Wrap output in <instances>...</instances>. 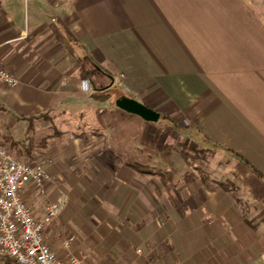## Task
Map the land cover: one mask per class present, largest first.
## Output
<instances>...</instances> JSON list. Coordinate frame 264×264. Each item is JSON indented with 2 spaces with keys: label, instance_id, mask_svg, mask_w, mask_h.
Segmentation results:
<instances>
[{
  "label": "crops",
  "instance_id": "crops-1",
  "mask_svg": "<svg viewBox=\"0 0 264 264\" xmlns=\"http://www.w3.org/2000/svg\"><path fill=\"white\" fill-rule=\"evenodd\" d=\"M0 63L17 79L0 83V107L23 131L43 113L87 123L112 113L213 146L215 178L188 173L181 192L165 184L171 241L196 242L212 264H264V0H0ZM110 88L159 119L111 106ZM240 199L263 216L250 223Z\"/></svg>",
  "mask_w": 264,
  "mask_h": 264
},
{
  "label": "rangeland",
  "instance_id": "rangeland-1",
  "mask_svg": "<svg viewBox=\"0 0 264 264\" xmlns=\"http://www.w3.org/2000/svg\"><path fill=\"white\" fill-rule=\"evenodd\" d=\"M104 91L114 105V90ZM98 118L87 123L74 114L66 120L43 113L32 127L23 125V131L0 108V150L24 162L49 161L50 180L40 189H30L32 198L26 202L37 218L50 205L61 204L45 228L49 245L59 256L68 251L91 264H212L196 242L176 250L164 203L165 184L181 192L182 177L188 173L215 178L214 147L191 149L162 122L146 128L112 113L104 123ZM117 125L125 139L114 132ZM101 126L109 135L101 134ZM134 163L143 165L144 172L131 168ZM238 205L250 223L263 216L261 205L248 199H240ZM69 237L74 239L66 250ZM0 264L16 263L0 256Z\"/></svg>",
  "mask_w": 264,
  "mask_h": 264
},
{
  "label": "built area",
  "instance_id": "built-area-1",
  "mask_svg": "<svg viewBox=\"0 0 264 264\" xmlns=\"http://www.w3.org/2000/svg\"><path fill=\"white\" fill-rule=\"evenodd\" d=\"M0 83L14 86L17 79L0 63ZM49 161L24 162L0 150V256L16 264H91L66 252L59 256L45 239V228L61 208L55 203L37 218L23 197L26 188L40 189L50 180ZM74 237L64 242L67 250Z\"/></svg>",
  "mask_w": 264,
  "mask_h": 264
},
{
  "label": "water",
  "instance_id": "water-1",
  "mask_svg": "<svg viewBox=\"0 0 264 264\" xmlns=\"http://www.w3.org/2000/svg\"><path fill=\"white\" fill-rule=\"evenodd\" d=\"M107 76L110 79V84H112V77H110L109 75ZM108 86L109 84L99 89H105ZM115 106L127 113L137 115L138 117L147 122H156L159 119L158 112L129 96L123 95L117 98L115 100Z\"/></svg>",
  "mask_w": 264,
  "mask_h": 264
},
{
  "label": "trees",
  "instance_id": "trees-1",
  "mask_svg": "<svg viewBox=\"0 0 264 264\" xmlns=\"http://www.w3.org/2000/svg\"><path fill=\"white\" fill-rule=\"evenodd\" d=\"M120 96H122V95H120ZM120 96H118V97H120ZM1 108V107H0ZM2 109V108H1ZM36 117H41V115H37V116H31V117H28L27 119H29L30 121H33L34 120V118H36ZM16 120H20V119H22V117H16L15 118ZM9 137V139H11V137L10 136H8ZM182 155V157L183 158H185L186 160H187V155L186 154H184V153H182L181 154ZM131 168H133L134 170H137V171H139V172H144V166L143 165H141V164H137V163H134V164H131Z\"/></svg>",
  "mask_w": 264,
  "mask_h": 264
},
{
  "label": "flooded vegetation",
  "instance_id": "flooded-vegetation-1",
  "mask_svg": "<svg viewBox=\"0 0 264 264\" xmlns=\"http://www.w3.org/2000/svg\"><path fill=\"white\" fill-rule=\"evenodd\" d=\"M92 72V71H91ZM93 73V72H92ZM95 77L93 78V82L97 85V86H106V81H105V76L103 74H98V75H94ZM100 79H102V81H100ZM103 80H104V84H103Z\"/></svg>",
  "mask_w": 264,
  "mask_h": 264
}]
</instances>
